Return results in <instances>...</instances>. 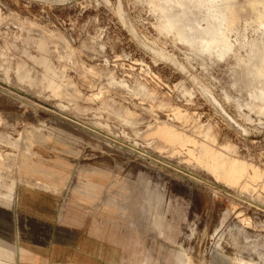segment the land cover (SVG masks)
<instances>
[{"label": "rangeland", "instance_id": "374dc122", "mask_svg": "<svg viewBox=\"0 0 264 264\" xmlns=\"http://www.w3.org/2000/svg\"><path fill=\"white\" fill-rule=\"evenodd\" d=\"M262 94L264 0H0V261L264 264Z\"/></svg>", "mask_w": 264, "mask_h": 264}, {"label": "bare ground", "instance_id": "6f19581e", "mask_svg": "<svg viewBox=\"0 0 264 264\" xmlns=\"http://www.w3.org/2000/svg\"><path fill=\"white\" fill-rule=\"evenodd\" d=\"M202 1V3L205 1V2H207L208 0H201ZM167 25L170 27V28H174V26L175 25H173L170 21L167 23ZM186 41V40H185ZM215 42H214V40L212 39L211 41H209V42H205L203 45H202V48L204 49V50H209L210 48H211V46L214 44ZM220 43H221V47H222V49H224V48H229L230 46L228 45V44H226V41H225V39L224 38H222L221 40H220ZM264 96V94H262V97ZM224 165H225V162H222V163H218V162H216V163H214V166H223L224 167ZM228 166V165H227ZM226 166V167H227ZM232 167H235V165L234 164H232ZM231 167V168H232ZM225 168V167H224ZM3 253L1 254L0 253V255H2V256H6V253L3 251V250H1ZM83 251H84V249L82 250V252L81 253H77L74 257H64L65 259H66V263L67 264H92L91 263V261L90 260H87V259H80L79 257H77L78 255H82L83 254ZM52 252L53 253H59L60 252V254L62 255L63 253H64V251H61V250H57L56 248H53L52 249ZM34 261H36V260H34ZM51 263H52V261H51ZM0 264H9V263H6L4 260H1L0 261Z\"/></svg>", "mask_w": 264, "mask_h": 264}]
</instances>
